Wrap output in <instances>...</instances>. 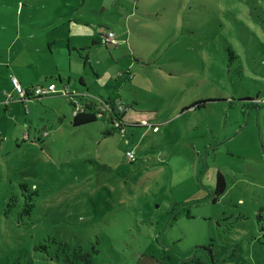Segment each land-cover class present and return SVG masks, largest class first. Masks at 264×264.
<instances>
[{"label": "rangeland", "instance_id": "rangeland-1", "mask_svg": "<svg viewBox=\"0 0 264 264\" xmlns=\"http://www.w3.org/2000/svg\"><path fill=\"white\" fill-rule=\"evenodd\" d=\"M73 9L90 50L72 57L87 87L74 96L136 112L120 129L107 113L75 127L53 107L79 104L55 93L27 109L16 95L8 116L0 82V264H70L74 248L89 264H264V0ZM200 99L217 102L191 108ZM218 172L226 187L213 202Z\"/></svg>", "mask_w": 264, "mask_h": 264}, {"label": "crops", "instance_id": "crops-1", "mask_svg": "<svg viewBox=\"0 0 264 264\" xmlns=\"http://www.w3.org/2000/svg\"><path fill=\"white\" fill-rule=\"evenodd\" d=\"M74 5L76 0H0V82L12 88L9 92L11 95L8 116L16 113L19 103L11 83L12 77H15L23 88L46 89L50 84H55L51 81L55 79L59 83L55 84L57 90L71 93L73 96L83 91V88L74 83L79 78L83 79L81 75H85L86 69L84 67L82 74L74 73L73 66L79 65L72 57L78 52L79 57H84L86 61L90 50L85 39L80 36L86 22L81 14H75V9L70 11ZM82 5L85 6L86 1L79 2V6ZM90 42V45L99 43L92 38ZM100 43H103L102 40ZM4 91L3 88L0 89V107L6 100ZM34 100H23L20 104L27 109L31 106L29 103ZM76 101L79 104L77 109H81L83 102L80 98ZM49 102L51 101L45 102L44 108ZM53 108L62 111L63 117L68 113L70 120L76 111L74 108L70 115L66 108ZM131 111L136 112L133 109ZM137 117L140 120L145 119L142 115Z\"/></svg>", "mask_w": 264, "mask_h": 264}, {"label": "trees", "instance_id": "trees-1", "mask_svg": "<svg viewBox=\"0 0 264 264\" xmlns=\"http://www.w3.org/2000/svg\"><path fill=\"white\" fill-rule=\"evenodd\" d=\"M108 32H110V31H108ZM103 38H104V36L101 38V40ZM103 44L105 46L107 45L105 43H103ZM125 75H127V73L123 74V76H125ZM77 83H78V86L81 88L86 86V83L83 82L82 78H79ZM54 86H55V84H54ZM85 89H86V87H85ZM58 91H60V90L56 89L55 93H57ZM55 93H52V94H55ZM60 93L62 94L63 97H65L68 100V102H70L71 106H74L73 102L76 101L77 98H80L81 101L83 102L81 109L76 108L75 114L72 117L71 124L75 127L94 122L97 120V117H96L97 115H105V113H107V120H109L111 122V124L113 126L112 128H114V129L119 128L120 129L121 128L120 124H122L124 122L126 110L132 109L131 105H128V107H126V105H124L122 102L117 103V106H116V105H114V102H110V98L107 100L100 98L98 100H100L101 102H100V104H97L95 101H92L91 99L86 98L85 94H82L81 97L76 98L71 93H68L65 91L64 92L60 91ZM48 95H51V94H48ZM45 97H47V95H42V96L33 97V98H26L25 100L35 99L37 101H41ZM219 101H221V100H219ZM215 102H217V100H202V99H200V100L194 101L191 108L204 107L207 104H213ZM76 103H78V101H76ZM120 106L122 107L121 109L119 108ZM225 187H226L225 179H224L223 175L220 172H218L216 175L215 187L213 190V195H214L213 202H215L219 196L224 194ZM33 249L34 250H37V249L41 250L45 256L53 258L52 252H51L52 250L47 245H39L38 247L33 246ZM72 258H78V261L80 262V263L78 262V264H81V262H85V264H89L91 261L90 254H88V253L84 254L81 252V249L77 250L75 248L73 249V251L70 255L67 254L65 256V259H67L66 261L70 264H77L74 262V260L73 261L71 260ZM178 263L179 264H205L203 261L199 260L196 257L188 258V260L182 259L181 261H178Z\"/></svg>", "mask_w": 264, "mask_h": 264}, {"label": "built area", "instance_id": "built-area-1", "mask_svg": "<svg viewBox=\"0 0 264 264\" xmlns=\"http://www.w3.org/2000/svg\"><path fill=\"white\" fill-rule=\"evenodd\" d=\"M114 40H115L114 33L108 32L102 39V42L108 45L109 43L110 44L113 43ZM121 76H123L122 73L117 74V77H121ZM125 76L126 77L129 76V74L127 73V75ZM11 83H12L14 92L17 95H19L22 101L25 100L26 98L38 97V96L48 95V94H52L56 92V87L54 86V84H50L46 89H43L40 87L23 88L15 77L11 78ZM119 108L121 109L122 107L120 106ZM126 157L129 160H133L134 158L133 153L131 151L126 152Z\"/></svg>", "mask_w": 264, "mask_h": 264}]
</instances>
